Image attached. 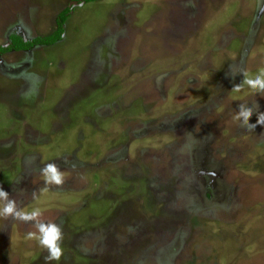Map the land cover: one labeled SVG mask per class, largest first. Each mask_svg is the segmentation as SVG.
I'll return each mask as SVG.
<instances>
[{
	"label": "rangeland",
	"instance_id": "374dc122",
	"mask_svg": "<svg viewBox=\"0 0 264 264\" xmlns=\"http://www.w3.org/2000/svg\"><path fill=\"white\" fill-rule=\"evenodd\" d=\"M70 6L59 42L0 54V186L61 225L50 264H264V126L233 120L264 94L232 91L264 68V0H0V47ZM28 231L0 218V264H45Z\"/></svg>",
	"mask_w": 264,
	"mask_h": 264
},
{
	"label": "clouds",
	"instance_id": "9594fccd",
	"mask_svg": "<svg viewBox=\"0 0 264 264\" xmlns=\"http://www.w3.org/2000/svg\"><path fill=\"white\" fill-rule=\"evenodd\" d=\"M244 80L241 84L235 85L234 92H241L245 86L253 93L264 94V68L257 71L256 74L250 76L247 72H241ZM235 76V75H234ZM257 114V124L249 123L250 118ZM234 121H239L240 126L254 130L257 125L264 126V112H259V105L249 106L241 103L239 110L233 116ZM40 174L44 180L45 187L40 191H47V186L64 184V172L55 162H50L40 168ZM37 194L33 193V199H37ZM43 212L39 207L31 209L21 208L16 199L12 198L2 186H0V218L5 220L11 218L13 220L29 223L35 231H28L25 238L35 240L42 248L47 249L48 255L45 257V264L51 261H60L64 255L61 243L64 239L63 229L60 224L55 222H46L42 219Z\"/></svg>",
	"mask_w": 264,
	"mask_h": 264
},
{
	"label": "trees",
	"instance_id": "16d2710c",
	"mask_svg": "<svg viewBox=\"0 0 264 264\" xmlns=\"http://www.w3.org/2000/svg\"><path fill=\"white\" fill-rule=\"evenodd\" d=\"M97 0H75L79 5L84 3H90ZM72 6L66 7L57 18V28L56 30L49 36L44 38H36L33 41H24L22 37L14 35L12 36L11 43L7 47H0V54L9 52V51H25L29 48L31 49L35 45H53L59 42L62 38L64 32V25L69 18V15L72 13Z\"/></svg>",
	"mask_w": 264,
	"mask_h": 264
}]
</instances>
